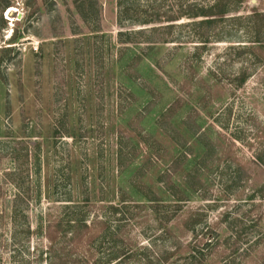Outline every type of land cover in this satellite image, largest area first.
I'll use <instances>...</instances> for the list:
<instances>
[{"label":"rangeland","instance_id":"374dc122","mask_svg":"<svg viewBox=\"0 0 264 264\" xmlns=\"http://www.w3.org/2000/svg\"><path fill=\"white\" fill-rule=\"evenodd\" d=\"M252 11L264 0L231 16ZM246 24L123 44L116 0H0V264H184L194 247L264 264V43Z\"/></svg>","mask_w":264,"mask_h":264},{"label":"trees","instance_id":"16d2710c","mask_svg":"<svg viewBox=\"0 0 264 264\" xmlns=\"http://www.w3.org/2000/svg\"><path fill=\"white\" fill-rule=\"evenodd\" d=\"M176 1L175 5L165 6L160 0H116V23L118 27L125 29V31L118 33L119 42L123 44L137 43L138 40L136 38L138 36L147 35L141 41L142 43H176L181 46L184 43L182 41L197 38L201 44H207L210 38L224 40L230 37V30L225 31L223 26L227 21H246L244 34L249 40L247 43L253 45H262L264 43V39L260 38V26L264 20V14L252 11L247 16H231L237 14L247 0H193L192 3H188L189 0ZM173 6L176 8L174 9ZM164 8H168V11H162ZM168 13L171 14L168 15ZM82 18L87 22L85 14H82ZM183 18L188 22L180 23L176 26L178 29L191 27V33H187L185 38L181 37V35L173 36L171 33L174 28L173 23ZM217 26L218 29H216ZM133 27L143 28L133 30ZM239 32L233 31L231 35ZM246 80L247 76L242 74L239 78V85L244 84ZM206 245L212 248L214 245L212 244V239H208L205 243ZM195 249L194 247L190 254L183 259L184 264H205L207 256H203ZM116 256L113 264H120L123 258ZM124 258H135V252L128 253ZM157 262L163 264L161 263L163 262L162 259H158ZM138 263L150 264L151 262L142 259L138 260Z\"/></svg>","mask_w":264,"mask_h":264}]
</instances>
